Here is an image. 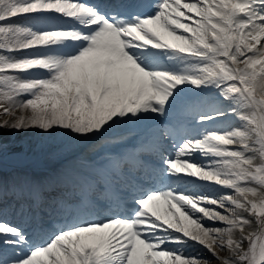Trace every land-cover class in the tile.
<instances>
[{"label":"snow or ice","instance_id":"1","mask_svg":"<svg viewBox=\"0 0 264 264\" xmlns=\"http://www.w3.org/2000/svg\"><path fill=\"white\" fill-rule=\"evenodd\" d=\"M0 115V264H264V0H0Z\"/></svg>","mask_w":264,"mask_h":264},{"label":"rangeland","instance_id":"2","mask_svg":"<svg viewBox=\"0 0 264 264\" xmlns=\"http://www.w3.org/2000/svg\"><path fill=\"white\" fill-rule=\"evenodd\" d=\"M17 114L19 115L20 113H19V111L17 110ZM4 119H9V120H11V119H13V117H11V116H4V115H0V120H4ZM6 134H7V132H5V134H4V138L6 137ZM27 135H29L28 133H27ZM24 133H19V135H18V139L15 141V142H17V141H21V139H23L24 138ZM30 137V136H29ZM20 138V139H19ZM24 143V142H23ZM12 145H13V148L14 149H17L18 148V145H17V143H12ZM213 264H219V262L218 261H214L213 262Z\"/></svg>","mask_w":264,"mask_h":264},{"label":"bare ground","instance_id":"3","mask_svg":"<svg viewBox=\"0 0 264 264\" xmlns=\"http://www.w3.org/2000/svg\"><path fill=\"white\" fill-rule=\"evenodd\" d=\"M196 189V188H195Z\"/></svg>","mask_w":264,"mask_h":264}]
</instances>
